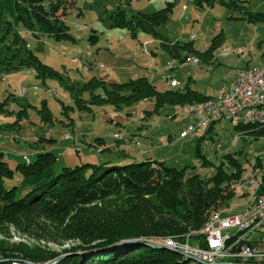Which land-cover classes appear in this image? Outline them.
Listing matches in <instances>:
<instances>
[{
    "label": "rangeland",
    "instance_id": "obj_1",
    "mask_svg": "<svg viewBox=\"0 0 264 264\" xmlns=\"http://www.w3.org/2000/svg\"><path fill=\"white\" fill-rule=\"evenodd\" d=\"M70 1L73 0H67V4ZM220 1L222 4L217 2L211 8H198L194 0H132L129 5L121 0H74L64 19L70 34L76 39L72 43L34 37L16 23L12 0H0V49L8 46L4 41L12 40L16 32L27 50L59 74V78L42 79L36 78L34 70L27 67L0 70V152L14 171L11 178H3V187L9 190L18 186L16 195L23 196L28 189V181L17 171V165L25 163L24 157L33 162L37 153L45 151L57 158L50 169L55 175L64 167L74 168L84 163L126 165L151 160L176 169L185 168L186 177L198 175L206 182L207 189L212 187L208 179L216 166L224 161V155L235 153L243 171L237 180L224 183L226 191L222 193L224 196L230 193V198L224 203L219 201L222 204L212 211L230 210L235 214L247 208L256 189H252V194L247 191L249 183L243 178L251 180L264 175V138L242 136L234 126L244 123L224 118L210 121L209 126L216 121L212 132L199 142L198 137L203 136L209 126H200L201 119L192 116L195 114L193 110L190 113L186 111L191 106L218 101L219 95L216 98V94L222 87L207 101L174 108L167 106L150 115L147 113L154 110L152 99L120 107L104 102L89 105L91 95L104 97L103 86L92 91L83 88L92 78L103 81L108 89L111 84L146 76L162 92L170 88L167 83L171 79L176 80L179 83L177 88L181 89L187 84L188 77H193L199 85L190 83L189 86L205 92L230 82L236 73L232 83L253 69H264V62L254 64L251 60L255 54L257 58L261 53L264 55V26L240 20L241 12L246 8L253 13H264V0H239L236 3L238 9L225 5L228 0ZM167 3L174 4L173 12L157 31L165 37L163 42L172 50L171 54L166 53L160 45L161 40L152 35L137 31L134 38L126 29L112 26V16L118 6L126 17H130L137 12L153 13ZM183 6L187 9L182 10ZM220 32L223 33V41L214 55L201 57L192 51L207 50L211 40ZM95 34L98 41L92 45L89 37ZM192 40L189 51L182 47ZM219 53L226 56L221 57ZM3 55L0 54V58ZM213 56L216 61L212 60L213 65L209 68L208 58L211 60ZM192 58L197 59V63H192ZM169 63L174 64V69L168 73L171 79L166 82L162 75ZM251 63L253 66L248 67L247 64ZM232 83L230 85H234ZM77 96L84 100L85 107H76ZM189 127L195 128L193 134L182 138ZM197 149L203 158L197 156ZM123 153L128 155L123 156ZM131 200L129 191H123L96 204L95 209L103 214V210L123 211ZM77 210H73V214L81 213ZM83 211L88 210L83 208ZM71 216L67 219L58 217L54 222L41 219L32 227L21 222H0V243L7 248L22 247L63 256L68 250H87L86 247L94 243L79 238L83 235L81 232L70 234L68 225L72 221L80 223L79 219L71 220ZM230 233H235V230ZM188 243L193 248L199 246V241L194 238ZM187 258L186 264L201 263ZM184 260L182 256L176 259L179 263ZM10 264L34 263L14 258Z\"/></svg>",
    "mask_w": 264,
    "mask_h": 264
},
{
    "label": "trees",
    "instance_id": "obj_2",
    "mask_svg": "<svg viewBox=\"0 0 264 264\" xmlns=\"http://www.w3.org/2000/svg\"><path fill=\"white\" fill-rule=\"evenodd\" d=\"M121 1L129 5L132 0ZM237 1L239 0H228L225 5L238 9ZM12 2L16 23L21 24L34 37H47L57 42H76L64 21L74 5V0L69 4L67 0ZM217 2L222 4L220 0H194L198 8H211ZM173 7V3H167L153 13L137 12L126 17L124 10L118 6L117 12L112 16V26L126 29L134 38L137 31L152 35L155 39H160L162 49L171 54L172 50L163 42L165 37L157 29L167 23ZM241 14L240 20L264 26V13H253L246 8ZM97 41L96 34L89 37L92 45ZM222 41L223 33L220 32L211 40L207 50L192 51L198 52L201 57L211 56L220 48ZM4 43L8 46L0 49V54H4L0 58V70L27 67L34 70L36 78H59L57 71L41 63L31 50L26 49L25 42L16 32L13 33L12 40ZM192 44L193 40L184 43L182 47L189 51ZM100 86H103L104 97L93 96L91 93L92 101L89 105L104 102L120 107L122 104L129 106L140 100L152 99L154 110L147 113L148 115L159 113L167 106L181 107L210 99L191 89L188 84L181 89L170 87L160 92L145 76L136 77L126 83L111 84L108 89L103 81L92 78L83 88L92 91ZM5 103L4 101L3 104ZM75 104L77 108L86 106L84 100L78 96ZM215 124L213 122L207 127L205 134L198 138L199 142L212 132ZM234 130L242 136L264 138V126L235 125ZM196 153L203 158L198 149ZM56 160L52 153L42 151L37 153L33 162L18 164L17 171L28 181V189L23 196L17 197L18 186L8 190L2 185L3 178H11L14 171L0 152V222H21L32 227L41 219L54 222L58 217L67 219L72 215L70 219H79L80 223L75 224L72 221L68 225L70 234L81 232L83 235L79 238L94 244L86 247L87 250H68L63 256L47 251H30L22 247L7 248L0 243V264H10L14 258L34 264H186L187 257L192 258L191 256L180 251L185 260L179 263L176 261L181 256L176 253L179 252L178 248L162 243H178L177 241L191 238L199 241V230L211 214L219 212L212 210L230 198V193L223 195L226 191L224 183L237 180L243 171V165L236 158V154L227 153L224 161L216 166L212 177L208 179L212 187L205 189L206 182L199 179L198 175L186 177L185 168L176 169L157 161L148 160L126 165L109 162L84 163L74 168L64 167L55 175L50 169ZM262 178L260 193L264 192L263 174ZM123 191H129V196L132 197L127 209L117 212L103 210L104 214L95 209L96 204ZM76 208L81 213L73 214ZM83 208L88 211H83ZM228 214L232 215L231 212ZM198 244L204 247L201 241Z\"/></svg>",
    "mask_w": 264,
    "mask_h": 264
},
{
    "label": "built area",
    "instance_id": "obj_3",
    "mask_svg": "<svg viewBox=\"0 0 264 264\" xmlns=\"http://www.w3.org/2000/svg\"><path fill=\"white\" fill-rule=\"evenodd\" d=\"M173 69L167 68L163 78H171L168 73ZM176 87L179 86L178 82ZM238 84L237 102H230L217 107H225V115L221 119H228L238 114H245L250 118L264 116V71L258 75H249L245 82L235 81ZM262 91L260 100H253V92ZM222 95V88L217 92ZM216 115L213 112H206V120H200V126H207V121L212 120ZM194 127L186 130L185 138L192 135ZM27 164L29 160H24ZM262 178V174L260 175ZM231 230L235 233L231 234ZM199 241L204 244L193 248L189 240L178 243H162L180 247L189 255L196 256L203 264H214L217 262H230L232 264H264V204H255L249 211L235 213L232 211V218L220 221H212L205 228V234L200 235Z\"/></svg>",
    "mask_w": 264,
    "mask_h": 264
},
{
    "label": "bare ground",
    "instance_id": "obj_4",
    "mask_svg": "<svg viewBox=\"0 0 264 264\" xmlns=\"http://www.w3.org/2000/svg\"><path fill=\"white\" fill-rule=\"evenodd\" d=\"M190 62V61H189ZM192 63H197V59L192 58L191 59ZM191 64V63H190ZM172 63H169L166 67L164 72L166 71L167 68H173ZM175 67V66H174ZM261 71H264V69H253V71H250L247 73V75L242 74L238 79L237 82H245L246 80H248V76L249 75H258ZM163 78V75H162ZM171 79V78H169ZM168 80V78H167ZM176 80H170L169 84L170 87L175 88L176 87ZM237 96H238V84H234V85H230L228 88H226L225 90H222V95H219V100L218 101H213V102H208L204 105H197V106H191L188 107L186 109V111L188 113L193 112L195 114H193L192 116H197V118H200L201 120H206V112H213V110L216 109V115H214L212 120H219L221 119V115H225V107H217V106H221V105H225L228 104L230 102H237ZM262 98V91H254L253 92V100H260ZM186 113V112H184ZM229 119L233 120V121H238V122H242L248 125H263L264 126V116H257L256 118H250L249 116H246L245 114H238V115H234L233 117H228ZM207 121V125L209 124L210 121ZM214 122V121H213ZM212 122V123H213ZM216 122V121H215ZM241 123V124H242ZM240 124V123H239ZM209 126V125H208ZM190 128V127H189ZM188 128V129H189ZM187 129V130H188ZM185 136V135H184ZM183 137V136H182ZM23 160H29V158L24 157ZM30 161V160H29ZM27 163V162H25ZM254 171V170H253ZM255 172V171H254ZM257 173V172H256ZM260 174V173H259ZM256 176V175H255ZM245 179V180H244ZM263 179V178H262ZM262 179L259 177L257 179H249L247 177L243 178V180L247 183H249V188L247 191H249L252 194V189H256L252 194L251 202H249V206H247V208H245L243 211H249L255 204H264V192L260 193V188L263 184ZM240 181V180H239ZM245 183V184H246ZM244 184V185H245ZM241 185L242 182H241ZM258 189V190H257ZM250 194V195H251ZM247 205V204H246ZM230 212L226 211V212H216L211 214V216L209 217L208 221L204 224V226L199 230V236L200 235H204L205 234V228L211 224L212 221H220L223 219H228V218H232V215L228 214ZM198 237V236H197ZM187 240V239H186ZM189 240V239H188ZM166 243H175L173 241H167ZM168 245V244H165ZM173 246V245H170ZM179 251H181L184 255L187 256H191L189 255L185 250H181L180 247H177ZM182 254V255H183ZM193 261L196 260L198 262H200V259L196 256H191ZM215 264V263H214ZM226 264H232L230 262H226Z\"/></svg>",
    "mask_w": 264,
    "mask_h": 264
},
{
    "label": "crops",
    "instance_id": "obj_5",
    "mask_svg": "<svg viewBox=\"0 0 264 264\" xmlns=\"http://www.w3.org/2000/svg\"><path fill=\"white\" fill-rule=\"evenodd\" d=\"M183 9L182 10H186L187 9V7L186 6H183L182 7ZM153 54V53H152ZM220 54V56H221V53H219ZM226 55H222L221 57H225ZM216 57L215 56H213V58L211 59V60H209V58H208V62H207V67H211V66H209V65H213V63H212V60H214ZM217 60H218V58H217ZM251 60H253V63L255 64H262L263 62H264V55H262V53H261V55H260V57L259 58H257V54H255V55H253V57L251 58ZM207 61V60H206ZM215 61H216V59H215ZM253 63H251V64H247V66L248 67H251V66H253ZM194 67V66H193ZM236 76H237V73L235 74V77H234V79H232L230 82H227L225 85H223V86H226V87H223V86H220V87H218L217 89H215V90H213V89H211V88H209L208 89V91H201V89H197V88H193V87H190L189 86V84L190 83H193V85H199L198 83H197V81H195V79L193 78V77H188V81H187V84H188V86L191 88V89H193V90H196V91H198V92H200V93H202L203 95H205V96H207V97H214L215 96V94H216V92H217V90L219 89V88H228L229 86H230V84L235 80V78H236ZM140 77V76H139ZM146 77V76H145ZM147 78V77H146ZM172 80H174V79H172ZM169 85V84H168ZM229 85V86H228ZM156 86V85H155ZM170 87V86H169ZM177 88V87H176ZM218 97V95L216 96V98ZM199 138V137H198ZM138 153H141V152H138ZM128 154L127 153H123V156H127ZM128 158H130V157H128Z\"/></svg>",
    "mask_w": 264,
    "mask_h": 264
},
{
    "label": "water",
    "instance_id": "obj_6",
    "mask_svg": "<svg viewBox=\"0 0 264 264\" xmlns=\"http://www.w3.org/2000/svg\"><path fill=\"white\" fill-rule=\"evenodd\" d=\"M178 255H181L182 256V254L181 253H179V252H176ZM200 263V262H199ZM200 264H202V263H200Z\"/></svg>",
    "mask_w": 264,
    "mask_h": 264
}]
</instances>
